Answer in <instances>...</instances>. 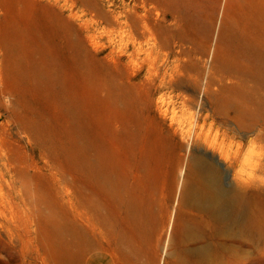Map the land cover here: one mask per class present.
Here are the masks:
<instances>
[{"label":"rangeland","instance_id":"obj_1","mask_svg":"<svg viewBox=\"0 0 264 264\" xmlns=\"http://www.w3.org/2000/svg\"><path fill=\"white\" fill-rule=\"evenodd\" d=\"M223 3L0 0V264H84L159 217L166 261L264 264V0ZM196 155L239 227L180 203Z\"/></svg>","mask_w":264,"mask_h":264},{"label":"bare ground","instance_id":"obj_2","mask_svg":"<svg viewBox=\"0 0 264 264\" xmlns=\"http://www.w3.org/2000/svg\"><path fill=\"white\" fill-rule=\"evenodd\" d=\"M223 4H225V0ZM239 201L240 196L221 182L218 169L213 163L202 156L191 157L187 176L182 183L180 194V203L182 205L197 211L206 212L213 220L219 222L226 220L231 225L239 227ZM162 219L164 222L163 217ZM185 234L191 237L196 236L192 228H188ZM197 252L204 255V257H210V249L207 245L199 247Z\"/></svg>","mask_w":264,"mask_h":264},{"label":"crops","instance_id":"obj_3","mask_svg":"<svg viewBox=\"0 0 264 264\" xmlns=\"http://www.w3.org/2000/svg\"><path fill=\"white\" fill-rule=\"evenodd\" d=\"M155 223L157 236L136 235L131 239L125 240L126 243L120 247L115 244L97 246L96 250L87 256L84 264H178L176 250H172L169 261L164 260L165 250L164 246H161V238L159 235L160 230L164 226L162 217H159ZM171 234L172 231L170 232V236ZM185 235L186 238H190L191 240L195 239V237L197 238V234L195 237H191L188 234ZM201 246L203 245L197 246L189 251L199 261L198 264H202V259L207 258L197 252ZM180 258V264H188L185 251L182 252ZM189 264H192L191 258Z\"/></svg>","mask_w":264,"mask_h":264}]
</instances>
